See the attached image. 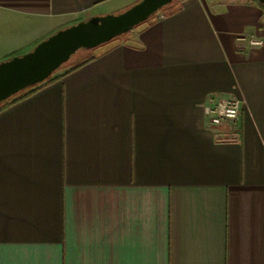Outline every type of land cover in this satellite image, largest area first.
<instances>
[{
  "label": "crops",
  "instance_id": "1",
  "mask_svg": "<svg viewBox=\"0 0 264 264\" xmlns=\"http://www.w3.org/2000/svg\"><path fill=\"white\" fill-rule=\"evenodd\" d=\"M140 1L0 0V62ZM178 5L0 110V264H264V10Z\"/></svg>",
  "mask_w": 264,
  "mask_h": 264
},
{
  "label": "water",
  "instance_id": "2",
  "mask_svg": "<svg viewBox=\"0 0 264 264\" xmlns=\"http://www.w3.org/2000/svg\"><path fill=\"white\" fill-rule=\"evenodd\" d=\"M175 0H141L117 15L89 18L62 29L30 52L0 62V104L45 82L79 51H91L148 21ZM264 6V0H257Z\"/></svg>",
  "mask_w": 264,
  "mask_h": 264
},
{
  "label": "built area",
  "instance_id": "3",
  "mask_svg": "<svg viewBox=\"0 0 264 264\" xmlns=\"http://www.w3.org/2000/svg\"><path fill=\"white\" fill-rule=\"evenodd\" d=\"M262 44L260 40L251 41V45L259 46ZM241 102L237 99H219L212 101L210 105L205 107L204 114L208 124L213 127H220L230 123L233 128L237 127L239 120Z\"/></svg>",
  "mask_w": 264,
  "mask_h": 264
},
{
  "label": "trees",
  "instance_id": "4",
  "mask_svg": "<svg viewBox=\"0 0 264 264\" xmlns=\"http://www.w3.org/2000/svg\"><path fill=\"white\" fill-rule=\"evenodd\" d=\"M180 1H181V0H179V1H177V2L175 1L176 4H175V2H173L172 4H170V5L166 6L165 8H163V10H164V9H166V10L168 9L169 11L172 12V11L178 9V8L180 7V6L178 5ZM255 2L257 3V5H258L260 8H262V9L264 10V6H263L262 4H260L257 0H255ZM173 6H174V7H173ZM86 52H88V51H86ZM89 52H90V51H89ZM91 59H92V58L85 59V60L81 61L80 63L76 64L75 67H79V66L83 65V64H85L86 62L90 61ZM52 77H53V75H52L51 77H49L45 82H43V83H41V84H39V85H37V86H34V87H31V88H28V89H26V90L20 92L19 94L13 96L12 98L8 99L7 101L1 103V104H0V110L3 109V108H5V107L8 106L9 104H13V103H15L16 101H18V100H20V99H22V98L28 96V95H29L32 91H34L36 88H38V87H40V86H42V85H45V84L51 83V82L54 80Z\"/></svg>",
  "mask_w": 264,
  "mask_h": 264
},
{
  "label": "rangeland",
  "instance_id": "5",
  "mask_svg": "<svg viewBox=\"0 0 264 264\" xmlns=\"http://www.w3.org/2000/svg\"><path fill=\"white\" fill-rule=\"evenodd\" d=\"M176 2L177 1H179V0H175ZM174 1V2H175ZM176 2H175V4H176ZM174 7V6H173ZM166 11H168V9L166 10V9H162V10H160L157 14H159V13H163V12H166ZM157 14H155V15H157ZM154 15V16H155ZM154 16H152L151 18H153ZM150 18V19H151ZM94 50H97V49H94ZM92 51V50H91ZM90 51V52H91ZM89 51L88 52H86V51H79V52H77L75 55H73L71 58H70V60L66 63V64H64L61 68H59L54 74H53V76H55V75H57V74H60L63 70H65L66 68H68V67H70V66H72V65H75V64H78V63H80L81 61H83V60H85V59H88L90 56H91V53H90Z\"/></svg>",
  "mask_w": 264,
  "mask_h": 264
}]
</instances>
